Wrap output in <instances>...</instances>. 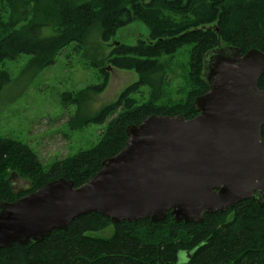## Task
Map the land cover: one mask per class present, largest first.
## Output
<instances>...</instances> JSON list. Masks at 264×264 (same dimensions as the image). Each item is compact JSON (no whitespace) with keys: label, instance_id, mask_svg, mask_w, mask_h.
Wrapping results in <instances>:
<instances>
[{"label":"trees","instance_id":"1","mask_svg":"<svg viewBox=\"0 0 264 264\" xmlns=\"http://www.w3.org/2000/svg\"><path fill=\"white\" fill-rule=\"evenodd\" d=\"M135 21L149 28V39L135 46L118 44L107 63L136 71L138 82L96 116L79 113L69 122L74 130L99 127V142L45 168L29 145L0 138V203L19 201L59 179L76 188L85 185L105 160L125 148L128 128L148 117L195 118L194 102L209 89L205 58L221 44L243 55L264 53V0H0V92L12 82L7 63L30 56L27 70L39 72L54 65L72 44L82 49L94 28H100L102 41L108 43ZM46 28L53 35L45 37ZM183 50L189 56L186 93L173 100L166 91L167 62ZM96 67L99 83L86 91L101 94L110 76L107 68ZM259 88L264 90V77ZM83 96L85 92L66 93L63 101L79 106ZM13 176L28 181L29 188L16 192ZM109 229L110 238L94 235ZM182 255V264H264V208L247 200L206 214L203 223L188 224L177 223L171 213L160 223L146 219L119 224L92 213L42 242L1 250L0 264H179Z\"/></svg>","mask_w":264,"mask_h":264},{"label":"water","instance_id":"2","mask_svg":"<svg viewBox=\"0 0 264 264\" xmlns=\"http://www.w3.org/2000/svg\"><path fill=\"white\" fill-rule=\"evenodd\" d=\"M205 76L209 89L194 102L195 118L148 117L128 128L125 148L85 185L59 179L1 202L0 251L42 242L92 213L114 224L160 223L171 213L188 224L247 200L264 208V53L214 50Z\"/></svg>","mask_w":264,"mask_h":264},{"label":"rangeland","instance_id":"3","mask_svg":"<svg viewBox=\"0 0 264 264\" xmlns=\"http://www.w3.org/2000/svg\"><path fill=\"white\" fill-rule=\"evenodd\" d=\"M43 33L45 37L53 35L49 28ZM149 37V28L143 22L135 21L119 29L110 42L104 43L97 27L82 49L72 44L60 53L54 65L42 71L27 70L30 56L7 63L12 82L0 92V138L29 145L45 168L96 145L101 134L99 127L74 130L69 122L79 113L83 117L96 116L138 82L136 71L115 69L108 66L107 60L118 44L135 46ZM224 47L227 46L221 44L219 49ZM167 64L170 72L167 95L173 100H181L186 93L184 77L188 71V51L179 52ZM96 66L107 68L110 76L108 86L101 94L86 91L89 86L99 83ZM80 92H85V96L79 106L63 101L64 94ZM12 186L16 192H21L29 188V182L13 176ZM112 233L109 229L94 235L110 238ZM183 260L182 255L179 264Z\"/></svg>","mask_w":264,"mask_h":264}]
</instances>
